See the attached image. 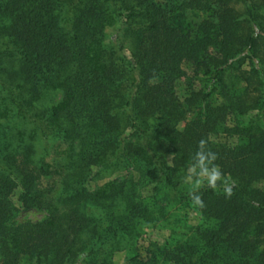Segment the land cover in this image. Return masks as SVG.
I'll use <instances>...</instances> for the list:
<instances>
[{
  "label": "trees",
  "instance_id": "1",
  "mask_svg": "<svg viewBox=\"0 0 264 264\" xmlns=\"http://www.w3.org/2000/svg\"><path fill=\"white\" fill-rule=\"evenodd\" d=\"M186 63L201 89L181 101ZM202 139L230 198L186 179ZM17 190L44 221L14 222ZM146 230L169 236L141 251ZM124 251L125 264H264V0H0V264Z\"/></svg>",
  "mask_w": 264,
  "mask_h": 264
},
{
  "label": "rangeland",
  "instance_id": "2",
  "mask_svg": "<svg viewBox=\"0 0 264 264\" xmlns=\"http://www.w3.org/2000/svg\"><path fill=\"white\" fill-rule=\"evenodd\" d=\"M117 29L118 27L109 29L107 31L108 37H113L117 34ZM183 69L185 71V76L181 79L178 80L176 84V92L178 98L183 101L187 96L190 91V89L194 90H200L201 89V82L199 79L194 75L192 66L188 63H186L183 66ZM61 96L56 97V101H60ZM186 123H182L180 125V129L183 130L185 127ZM233 122L230 120L228 121V126L232 127ZM218 143L222 144H227L230 146H234L236 144V138L228 137L225 135H222L218 138L213 139ZM188 173V172H187ZM126 174H117L114 175L113 177L106 178L104 180H101L99 182H96L92 185V190L96 189L97 187H101L104 184H106L109 181L115 180V179H121L125 177ZM19 197H20V191L17 190L13 193L12 195V202L15 205V218L14 222L16 224H24V223H40L44 221L47 218V213L44 211L36 210V209H31V210H24L22 208V204L19 202ZM188 214V219L189 222L192 225H197L199 224V216L195 213L192 212H187ZM169 236V233L164 230H146L143 235L141 236L140 242H139V249L141 251H145L151 244H158V245H164L165 242L167 241ZM129 258V254L127 251L120 252L116 254L114 258V264H125Z\"/></svg>",
  "mask_w": 264,
  "mask_h": 264
},
{
  "label": "clouds",
  "instance_id": "3",
  "mask_svg": "<svg viewBox=\"0 0 264 264\" xmlns=\"http://www.w3.org/2000/svg\"><path fill=\"white\" fill-rule=\"evenodd\" d=\"M217 159V154L207 147V141L200 140L198 148L191 158L186 179L194 183L197 188L206 186L208 189L215 190L222 187L225 197L230 198L235 182L223 172L219 164L216 163ZM191 199L195 206L204 207L201 194L193 192Z\"/></svg>",
  "mask_w": 264,
  "mask_h": 264
}]
</instances>
